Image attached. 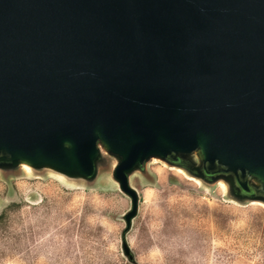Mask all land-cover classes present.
Returning <instances> with one entry per match:
<instances>
[{"label": "water", "instance_id": "1", "mask_svg": "<svg viewBox=\"0 0 264 264\" xmlns=\"http://www.w3.org/2000/svg\"><path fill=\"white\" fill-rule=\"evenodd\" d=\"M100 144L128 224L154 157L263 199L264 0H0V166L92 180Z\"/></svg>", "mask_w": 264, "mask_h": 264}, {"label": "rangeland", "instance_id": "2", "mask_svg": "<svg viewBox=\"0 0 264 264\" xmlns=\"http://www.w3.org/2000/svg\"><path fill=\"white\" fill-rule=\"evenodd\" d=\"M121 161L100 144L92 180L0 166V264H264V198L204 175L198 153L154 157L128 176V224Z\"/></svg>", "mask_w": 264, "mask_h": 264}, {"label": "bare ground", "instance_id": "3", "mask_svg": "<svg viewBox=\"0 0 264 264\" xmlns=\"http://www.w3.org/2000/svg\"><path fill=\"white\" fill-rule=\"evenodd\" d=\"M19 165V164H18ZM21 168L26 172V173H32L34 166L27 161H22L20 163ZM47 169H51V170H55L54 168L51 167H46ZM35 169V168H34ZM57 172V170H55ZM34 172V171H33ZM52 172V171H51ZM59 172V171H58ZM60 174H62L61 172H59ZM59 175V174H58ZM60 177V176H59Z\"/></svg>", "mask_w": 264, "mask_h": 264}, {"label": "trees", "instance_id": "4", "mask_svg": "<svg viewBox=\"0 0 264 264\" xmlns=\"http://www.w3.org/2000/svg\"><path fill=\"white\" fill-rule=\"evenodd\" d=\"M4 218V216H1L0 219L2 220Z\"/></svg>", "mask_w": 264, "mask_h": 264}]
</instances>
